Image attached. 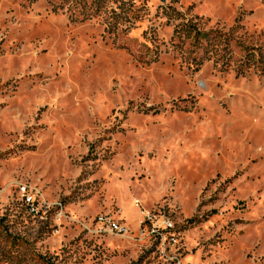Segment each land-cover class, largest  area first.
<instances>
[{
    "label": "rangeland",
    "instance_id": "rangeland-1",
    "mask_svg": "<svg viewBox=\"0 0 264 264\" xmlns=\"http://www.w3.org/2000/svg\"><path fill=\"white\" fill-rule=\"evenodd\" d=\"M58 3L0 0V264H264V0Z\"/></svg>",
    "mask_w": 264,
    "mask_h": 264
},
{
    "label": "built area",
    "instance_id": "built-area-1",
    "mask_svg": "<svg viewBox=\"0 0 264 264\" xmlns=\"http://www.w3.org/2000/svg\"><path fill=\"white\" fill-rule=\"evenodd\" d=\"M100 226L108 229L119 236L129 237L130 230L120 221L115 220L112 216H100L98 218ZM135 240H151L157 244L158 254L171 264H190L183 261L182 254L178 251L179 237L175 232L173 221L163 214H156L152 211L145 213L144 220L139 222L137 234L133 237Z\"/></svg>",
    "mask_w": 264,
    "mask_h": 264
},
{
    "label": "trees",
    "instance_id": "trees-1",
    "mask_svg": "<svg viewBox=\"0 0 264 264\" xmlns=\"http://www.w3.org/2000/svg\"><path fill=\"white\" fill-rule=\"evenodd\" d=\"M50 1V0H49ZM58 6H53L55 10L68 8L74 10V12L87 13L92 9H96L98 6L106 7L105 3H108V0H58ZM126 0H121L124 2ZM107 8V7H106ZM113 15L118 14V12H112ZM178 33L180 32L179 27L177 29Z\"/></svg>",
    "mask_w": 264,
    "mask_h": 264
}]
</instances>
